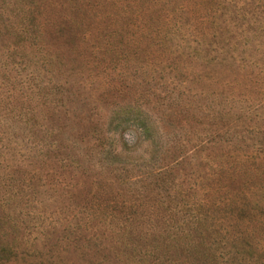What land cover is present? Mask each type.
I'll list each match as a JSON object with an SVG mask.
<instances>
[{"label": "rangeland", "instance_id": "374dc122", "mask_svg": "<svg viewBox=\"0 0 264 264\" xmlns=\"http://www.w3.org/2000/svg\"><path fill=\"white\" fill-rule=\"evenodd\" d=\"M24 2L0 0V199L21 196L62 225L114 208L104 227L84 230L94 233L87 254L69 249L61 263L99 264V247L111 261L134 257L157 244L156 230L188 219H222L233 233L246 225L245 211L224 204L237 184L222 180L219 153L238 145L264 163V69L201 77L185 62L173 68L149 39L135 47L126 36H83ZM252 189L248 212L262 227L264 196ZM236 241L215 243L218 263Z\"/></svg>", "mask_w": 264, "mask_h": 264}, {"label": "trees", "instance_id": "16d2710c", "mask_svg": "<svg viewBox=\"0 0 264 264\" xmlns=\"http://www.w3.org/2000/svg\"><path fill=\"white\" fill-rule=\"evenodd\" d=\"M24 4L83 36H126L125 42L135 47L146 46L143 41L149 39L157 49L168 51L167 63L173 68L177 62H185L197 68L199 71L195 73L201 77L208 76L205 69L213 72L210 78L226 77L229 71L234 72L233 67L242 65L264 69V0H26ZM238 148L237 145L230 153H219L222 158L219 171L223 181L237 184L233 197L226 198L224 204L233 203L236 211H245L240 220L246 225L237 227L233 233L222 227V219L209 225L205 219H188L187 227L156 230L157 244L140 247L134 257L127 255L111 261L99 247L93 254L102 256L98 263L220 264L215 243L219 239L238 238L234 245H229L234 255L225 264H264V259L259 258L264 257V237L258 238V234L263 235L264 226L253 224L259 219L248 210L257 203L256 200L249 203L246 191L253 188V192L264 196V163H256L254 155L241 153ZM260 150L264 154V148ZM227 183L220 186L227 187ZM5 186L12 187L9 183ZM29 188L30 184H26L24 189ZM3 200L2 197L0 258H6L0 264H62L60 254L69 249L85 255L94 233L86 234L84 230L99 224L104 227L107 215L114 210L104 214L105 217L97 212L82 218L71 215L62 225L58 221L47 222L40 210L26 209L21 196L13 197L8 205ZM211 200L205 199L204 204H216L213 197ZM208 211L204 210L203 216ZM107 229L110 234L113 232ZM65 264L73 263L67 260Z\"/></svg>", "mask_w": 264, "mask_h": 264}]
</instances>
